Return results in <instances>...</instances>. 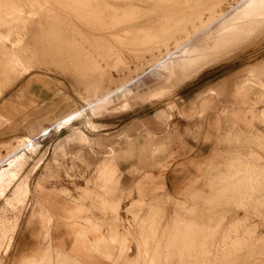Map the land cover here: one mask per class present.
Segmentation results:
<instances>
[{"label":"rangeland","instance_id":"1","mask_svg":"<svg viewBox=\"0 0 264 264\" xmlns=\"http://www.w3.org/2000/svg\"><path fill=\"white\" fill-rule=\"evenodd\" d=\"M97 1L111 0H0V115L4 117H0V150L9 144L6 153L0 154V170L7 167L2 158L18 151L13 177L0 185L1 264H15L13 253L5 256L3 249L18 228L20 215L21 226L27 215L37 218L38 209L49 208L45 203L49 197L72 196L66 188L76 189L78 182L82 184L84 180L88 184L86 177L76 175L78 162L84 164L76 152V143H90L88 139L93 136L126 140L134 149V160L148 164L147 180L156 181L153 172L165 179L162 186L140 196L138 202L124 210L120 205L110 209L108 202L102 201L100 213L112 223L102 224L100 229L107 230L105 238L113 256L107 259L99 249L94 250L109 260L108 264H264V120L254 119L246 125L234 119L240 112L251 117V107L257 114L264 109V97L253 105L259 93L264 94V70H251L264 60V23L237 45H230L219 62L194 79L169 83L167 72L150 68L166 55L165 47L145 48L142 42L169 32L202 0H115L111 5L113 14L118 13L117 26L108 23L104 27L99 18L108 11L100 10ZM241 2L223 0L218 13L226 12L228 17L242 6ZM117 3L136 6L133 12L137 18H133L146 23L137 30L140 35L137 31L117 34V27L130 18L124 5L120 9ZM203 13V20L208 21L210 16L205 10ZM156 21H162L164 29ZM152 23L156 28L151 30ZM221 23L208 31L207 26L201 27L198 32L202 34L194 32L199 39L190 46L208 33L217 32ZM50 24L55 25L56 31H49ZM120 33H125L124 37ZM174 43H168L172 50ZM140 49L145 51L139 54ZM134 79L132 85L121 90ZM244 81L248 82V94L242 97L237 94V86ZM33 83L58 93L57 100L38 105L41 108L37 115L28 114ZM117 90L109 100L97 104L105 92ZM156 90H164L160 98L145 99ZM204 100L209 108L203 106ZM16 105H21L26 115L15 112ZM72 113L74 116L67 121ZM42 115L50 125L35 128L34 121ZM214 118L231 130L216 131L213 155L207 162L210 171L205 174V181L201 179L198 184L200 193L186 201L184 197L176 198L169 192L166 177L177 174L184 160L177 153L178 144L189 140L193 144L188 147L190 152L200 155L194 151L203 148L206 124ZM51 126L44 136L33 141L32 136ZM222 132H230V136L225 135L223 140ZM101 145L97 147H104ZM119 146L120 141L104 153L114 155ZM238 159L249 161L251 171L244 170ZM105 193L109 197L108 191ZM122 215L128 219H121ZM47 223L44 220V231ZM42 241L49 244L45 234ZM73 262L52 250L34 264H76Z\"/></svg>","mask_w":264,"mask_h":264},{"label":"crops","instance_id":"2","mask_svg":"<svg viewBox=\"0 0 264 264\" xmlns=\"http://www.w3.org/2000/svg\"><path fill=\"white\" fill-rule=\"evenodd\" d=\"M259 69L264 70V60L251 68L253 73ZM247 84L248 82L246 83V81H244L243 84L237 86V94L239 96L245 97L248 94L245 90L246 87H248ZM259 94V98H257L253 105H257L261 98L264 97V94ZM57 95L58 93L55 89L47 88L40 83H33L29 89V96L32 104L30 105L28 114L37 115L38 109L41 108L38 107V105L57 100ZM242 103H244V100ZM203 106H206V108L208 107L205 100ZM14 109L19 115H26L21 105H16ZM254 109L255 107H251L248 110L251 117L243 112L235 114V121L237 120L236 122L241 121L246 125H251L254 119L260 118L264 120V109L259 114H257ZM44 115L38 116L34 121L35 128L38 126L45 127L50 125V123L44 122ZM191 125H196V123H191ZM51 128L52 126L44 129L36 136H32L33 141H38L41 136H44V132L51 130ZM219 128L221 130H231L230 127L225 128V124L220 122L219 119L214 118L208 120L205 127L203 148L198 147V149L194 151L196 152L198 150L200 152L198 156H194V153L190 152L188 148L189 146H193V144L190 143L191 141L184 140L187 142L178 144L177 153L180 158L184 160L180 162L181 168L178 170L177 174L166 177V184L169 192L174 197H184L186 201L189 197H192L193 194L200 193L198 184L201 179H204L205 174L210 171V163L207 164V162L213 155L216 138L218 136L216 131ZM225 135L230 136V132L227 134H225V132L221 133L223 140ZM88 140L90 143L87 144L80 142L76 143V152L79 157L82 156L84 163L82 165L78 162L76 175L78 178L81 176L86 177L89 180L88 184L86 180H84L82 184L78 182L76 189L71 187L66 188L72 193V196L60 195L59 197H49L48 200H45V203L48 202L49 208L44 210L38 209L35 212L37 218H31L30 214L27 215L21 226V215L19 216L20 222L15 234L11 238V242L9 243L10 246L8 245L9 250L6 252L8 246L3 249V254L5 256L13 253L15 264H34L43 255L49 244L54 252L57 251L59 255L61 254L68 258H72L74 261L73 263L76 264L110 263L109 260L100 256V254L94 250L99 249L107 259L113 256L111 248L108 246L105 238L107 230L101 231L100 229L102 224L109 225L112 223L109 218H103L100 213L102 201L108 202L110 209L120 205L121 209L124 210L126 207H129L132 202H138L140 196H145L153 192L164 183L165 179L158 172H153L152 175V178L156 181L147 180L149 178L148 164L143 162L139 164L140 161L138 159L134 160V149L126 140H119L116 137L98 139L94 136L89 137ZM118 141H120V146L115 149V154L106 155L104 152L110 150V146L116 147ZM101 144L104 147H97V145ZM8 145V143L3 145L4 150H0V154L6 153ZM227 148L229 149V147ZM238 160L243 164L244 170L248 169L251 171L252 168L249 161L242 159ZM107 167L108 170L105 171ZM103 172L105 173L102 177ZM197 173H200V175H196ZM250 175L251 174H249L248 177ZM100 179H103V181ZM105 180L109 183L107 182V184H105ZM102 189H105V191ZM106 190L109 194L107 198L104 195L107 194L105 193L107 192ZM121 219L126 220L128 218L122 215ZM44 220H47V222L49 221L46 231L43 229ZM44 234L45 237L48 238V245L42 241ZM114 239L115 236H112L111 240ZM122 245L124 246L125 243L122 242ZM100 246H102V248H100ZM112 262H114V260ZM1 263L2 261L0 260V264Z\"/></svg>","mask_w":264,"mask_h":264},{"label":"bare ground","instance_id":"3","mask_svg":"<svg viewBox=\"0 0 264 264\" xmlns=\"http://www.w3.org/2000/svg\"><path fill=\"white\" fill-rule=\"evenodd\" d=\"M7 1V0H6ZM13 1V0H12ZM44 1V0H43ZM115 0H111V1H103V2H98L96 3V5L99 6L100 10H106L107 15H104L105 17H100L99 20L101 19V21H103L101 24L104 25L108 24V23H113V25L117 24V14H113L112 11V6L111 3H113ZM119 1V0H118ZM133 1V0H132ZM141 1V0H140ZM152 1V0H151ZM161 1V0H160ZM163 1V0H162ZM242 2L239 3L241 7H239L238 9L235 10V13L230 14L227 17L226 12L225 13H218L219 12V8L221 6V3L223 2V0H202L200 3V6H196L193 8L191 13H187L189 14L187 16L184 15V18L182 17L181 19L184 20H179L174 24L172 28H170L171 26L168 27L171 29L169 32H164L163 34L160 35L159 33V37L157 35L153 36V37H148L147 39H144L142 43H144L145 48H157V47H165L166 50V55L163 56L156 60L153 64L150 65V68H160L163 69V71L167 72L169 77L171 78V80L169 81V83H172L173 81H179L180 83L183 82H188L192 79H194L197 75H199V73H201L202 71H204L206 68L212 66L213 64H216L217 62H219L221 60V56L224 54V52L227 50V48L230 45L236 44L238 41H242L243 38H246L247 35H249L250 33L255 32L256 30L258 31L262 26H263V18H264V0H241ZM9 2V1H8ZM7 2V3H8ZM120 2V1H119ZM5 3V4H7ZM128 3V2H127ZM127 3H117L118 5L120 4V9L123 7H125V11L124 12H128V17H130L128 19V17L126 19V21H128L127 23L121 24L119 25L120 27H117V34L119 32H127V33H135L137 30L141 29V27H144V23L145 20H135L137 17L136 16V12L134 11V8L136 10V6L133 7V5L127 4ZM143 3V0H142ZM149 3V2H148ZM157 3V1L155 2ZM238 3V2H237ZM11 4V3H10ZM23 4V3H22ZM105 4V5H104ZM141 4V3H140ZM152 4V3H151ZM238 4V5H239ZM28 5V4H27ZM41 5V4H40ZM122 5V6H121ZM126 5V6H125ZM142 5V4H141ZM145 5V3H144ZM155 5V4H154ZM7 6V5H6ZM11 6V5H10ZM61 6V5H60ZM94 6V5H93ZM160 6V4L158 5ZM44 7V5H43ZM46 8V7H45ZM140 8V7H139ZM153 8V7H152ZM157 8V7H156ZM143 9V8H142ZM147 9V8H146ZM221 9V8H220ZM6 10V8H5ZM8 10V9H7ZM14 10V8H13ZM50 10V9H49ZM95 10V9H94ZM116 10L119 11V8ZM138 10V9H137ZM145 10V9H144ZM165 10V9H164ZM206 11L207 14L210 16L209 18L207 17L208 21H204L202 16L206 15L203 13V11ZM46 11V10H44ZM121 11V10H120ZM162 11V10H161ZM221 11V10H220ZM143 12V10H142ZM148 12V11H147ZM164 12V11H163ZM31 13V12H30ZM121 13V12H120ZM150 13V12H149ZM153 13V12H152ZM228 13V12H227ZM4 14V13H3ZM11 14V13H10ZM34 14V13H33ZM103 14V13H101ZM123 14V13H122ZM121 14V15H122ZM167 14V13H166ZM52 15V14H51ZM81 15V14H80ZM135 15V16H134ZM143 15V14H142ZM159 15V14H158ZM2 16V15H1ZM54 16V15H53ZM120 16V15H119ZM133 16L135 17V19L133 18ZM145 16V15H144ZM161 16V15H160ZM164 16V15H163ZM167 16V15H166ZM169 16V15H168ZM187 16V17H185ZM124 17V16H121ZM162 17V16H161ZM181 17V15H180ZM179 17V19H180ZM168 18V17H167ZM39 19V18H38ZM37 19V20H38ZM165 19V18H164ZM163 19V20H164ZM262 19V22H261ZM45 20V19H44ZM98 20V21H99ZM121 20V19H120ZM148 20V19H147ZM156 20V19H155ZM154 20V21H155ZM99 21V23L101 22ZM151 21V20H150ZM149 21V22H150ZM175 21V20H174ZM46 22V21H45ZM124 22V21H123ZM147 22V21H146ZM148 22V23H149ZM162 22V21H161ZM160 21H156L157 23H160L159 25L162 27V24ZM222 22V23H221ZM51 23V22H50ZM76 23V22H75ZM121 23V22H120ZM221 23L220 26L217 29V32L215 33H208V35L205 38H201L199 40V42L197 44H195L194 46H190L191 43L193 42V40L195 39H199L198 35H194V32H198V30L201 27L207 26L206 29L207 31L209 29H211V27H213L215 24ZM90 24V23H89ZM119 24V23H118ZM146 24V23H145ZM153 24V23H152ZM151 24V25H152ZM162 24V25H161ZM166 24V23H165ZM49 25V23L47 24ZM54 25V24H53ZM73 25V24H72ZM101 25V26H102ZM110 25V24H109ZM157 25V26H159ZM117 26V25H116ZM49 31L53 32L56 31L55 25L52 26V24H50L49 26ZM72 27V26H70ZM76 27V26H75ZM96 27V26H95ZM99 27V26H98ZM111 27V26H110ZM114 27V26H113ZM113 27H111V29H113ZM146 27V26H145ZM149 27V26H148ZM147 27V28H148ZM155 27V25L153 24L151 30ZM166 27V26H165ZM77 28V27H76ZM163 28V27H162ZM167 28V27H166ZM48 29V28H47ZM46 29V30H47ZM80 29V28H77ZM105 29V28H104ZM146 29V28H145ZM150 29V28H149ZM159 29V28H158ZM164 29V28H163ZM168 29V28H167ZM192 29V30H191ZM203 29V28H202ZM205 29V28H204ZM108 31V30H107ZM141 31V30H140ZM143 31V30H142ZM148 31V30H147ZM192 31V32H191ZM204 31V30H203ZM81 32V31H80ZM102 32H106L105 30ZM138 34L140 35L139 31H137ZM151 32V31H150ZM158 32V31H157ZM111 33V32H110ZM109 33V34H110ZM126 33V34H127ZM199 33V32H198ZM108 34V35H109ZM125 34V33H120ZM119 34V35H120ZM136 34V33H135ZM143 34V33H141ZM154 34V33H152ZM199 34H202V32H200ZM107 35V37H108ZM111 35V34H110ZM114 36V34H112ZM129 35V34H128ZM121 36V35H120ZM127 36V35H125ZM145 36V35H144ZM151 36V35H150ZM117 37V36H116ZM115 37V38H116ZM119 37V36H118ZM124 37V36H123ZM132 37V36H131ZM136 37V36H134ZM141 37V36H140ZM180 37V38H179ZM114 38V37H113ZM126 38V37H125ZM107 39V38H106ZM127 39V38H126ZM124 39V40H126ZM248 39V38H247ZM250 39V38H249ZM72 40V39H71ZM129 40V39H128ZM127 40V41H128ZM73 41V40H72ZM104 41V40H103ZM131 41V40H130ZM169 41H174V49H170L171 46L168 45ZM65 42V41H64ZM68 42V41H67ZM126 43V42H124ZM124 43H122L124 45ZM136 45V44H135ZM193 45V44H192ZM244 45V44H243ZM103 46V45H102ZM130 46V45H129ZM134 46V45H133ZM138 46V45H137ZM135 46V48L137 47ZM240 46V45H239ZM132 47V46H131ZM142 47V46H140ZM139 47V48H140ZM169 47V48H168ZM238 47V46H237ZM138 48V47H137ZM138 48V49H139ZM84 49V48H83ZM137 49V50H138ZM154 49V50H155ZM233 49V48H232ZM132 50V49H131ZM136 50V49H135ZM141 50V49H140ZM148 50V49H147ZM152 50V51H154ZM161 50V48H160ZM159 50V51H160ZM84 51V50H83ZM89 51V50H88ZM87 51V53H88ZM142 51L145 50H141L139 54L142 53ZM150 51V50H148ZM158 51V49H157ZM86 52V50H85ZM136 52V51H135ZM30 53V52H29ZM146 53V52H145ZM144 54V53H143ZM164 54V53H163ZM89 55V53H88ZM87 56V55H86ZM144 56V55H143ZM161 56V54H160ZM152 57V56H151ZM154 57V56H153ZM137 58V57H136ZM159 58V57H158ZM154 59V58H153ZM18 61V60H17ZM154 61V60H153ZM155 70V69H153ZM146 73V71H145ZM100 77V76H98ZM136 79L132 80L131 82H129L128 84H126L125 86H123L121 88V90H124L126 87L130 86L133 84V82ZM104 87V86H103ZM105 91V90H104ZM108 91V90H106ZM162 91L164 90H156L150 94H148L145 99H149V100H153V99H157L160 98V95L162 94ZM119 92V90L117 91H113V92H105L102 97L100 99L97 100V104L99 103H103L105 100H109L113 95L117 94ZM6 106V105H4ZM91 106V105H90ZM74 116V113H72L69 116V120L72 119V117ZM0 117H2L4 119V117L2 115H0ZM33 142L30 140L29 144H32ZM18 151H16L14 154H9L7 156H5L3 158L2 163L5 164L7 163V167H4L0 170V185L7 183L8 182V177L14 175L15 172L12 171V168L16 165L17 160L15 158L16 154ZM1 165V163H0ZM6 165V164H5ZM253 181V180H252ZM253 184V183H252ZM197 195V194H196ZM199 196V195H198ZM146 225V224H145ZM186 228V227H185ZM184 230V229H183ZM189 230V228H188ZM152 231V230H151ZM173 232V231H172ZM187 232V230H186ZM189 232V231H188ZM183 233V231H182ZM172 234V233H171ZM179 234V233H178ZM191 235V234H190ZM183 237V236H182ZM192 237V236H191ZM194 237V236H193ZM181 238V236H180ZM187 238V237H186ZM10 239V238H9ZM182 240H187L184 238H181ZM194 239V238H193ZM191 239V240H193ZM190 240V241H191ZM189 241V240H188ZM11 242V241H10ZM192 242V241H191ZM190 242V243H191ZM190 245V244H189ZM10 246V245H9ZM9 246L6 249V252L9 250ZM187 248V247H186ZM185 248V249H186ZM190 248V247H189ZM195 248V247H194ZM184 249V250H185ZM52 251V247L49 244L47 247V251L44 252L43 256L46 257L48 255V253ZM187 251V250H186ZM179 254V253H178ZM183 255V253H182ZM169 259V258H168ZM189 262V261H188ZM187 263V262H186ZM185 263V264H186ZM246 263V262H245ZM172 264V263H171ZM184 264V263H183Z\"/></svg>","mask_w":264,"mask_h":264}]
</instances>
